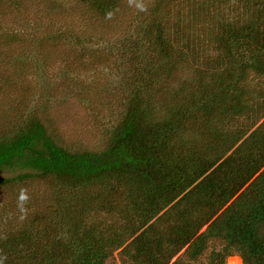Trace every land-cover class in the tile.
Listing matches in <instances>:
<instances>
[{
  "label": "trees",
  "instance_id": "obj_1",
  "mask_svg": "<svg viewBox=\"0 0 264 264\" xmlns=\"http://www.w3.org/2000/svg\"><path fill=\"white\" fill-rule=\"evenodd\" d=\"M85 1L100 16L120 2ZM241 1L249 19L219 25L206 64L154 11L145 37L157 61L135 68L103 150H67L34 117L0 139V173L19 172L0 187L34 176L51 187L47 224L1 237L0 264H105L116 250L132 264H198L213 242L207 264L233 253L264 264V99L245 86L264 76V2ZM188 63L189 81L162 86Z\"/></svg>",
  "mask_w": 264,
  "mask_h": 264
},
{
  "label": "rangeland",
  "instance_id": "obj_2",
  "mask_svg": "<svg viewBox=\"0 0 264 264\" xmlns=\"http://www.w3.org/2000/svg\"><path fill=\"white\" fill-rule=\"evenodd\" d=\"M154 11L166 27L185 28L203 64L218 56L213 39L220 24L249 19L241 0H120L108 16L85 0H0V139L34 117L67 150H103L123 117L135 68L157 61L145 37ZM189 65L162 76V86L189 81ZM245 86L264 99V76L250 74ZM50 196V181L35 176L0 187V238L39 221L46 225ZM221 246L211 243L197 263L207 264L211 249ZM105 264L132 263L116 250ZM224 264L241 258L233 253Z\"/></svg>",
  "mask_w": 264,
  "mask_h": 264
}]
</instances>
